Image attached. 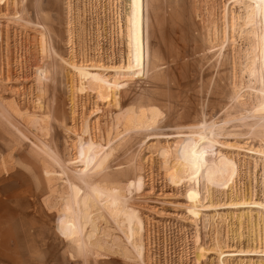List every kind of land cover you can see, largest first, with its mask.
Instances as JSON below:
<instances>
[{
  "label": "rangeland",
  "instance_id": "374dc122",
  "mask_svg": "<svg viewBox=\"0 0 264 264\" xmlns=\"http://www.w3.org/2000/svg\"><path fill=\"white\" fill-rule=\"evenodd\" d=\"M145 2L150 64L108 102L97 83L76 91L72 65L130 75L106 69L129 63V0H12L0 14V264H264L243 8ZM200 135L237 174L172 182L160 153Z\"/></svg>",
  "mask_w": 264,
  "mask_h": 264
},
{
  "label": "bare ground",
  "instance_id": "6f19581e",
  "mask_svg": "<svg viewBox=\"0 0 264 264\" xmlns=\"http://www.w3.org/2000/svg\"><path fill=\"white\" fill-rule=\"evenodd\" d=\"M107 1V0H105ZM12 0H0V14H7L10 10ZM113 0H111V4ZM235 3L243 8L244 16L242 17L245 29H250L249 33L251 37V57H249V63L247 64L246 71L249 77H251L252 84L258 85V88H254L250 84V89H256V99L259 101V106L263 112L260 115V119L257 124H264V0H235ZM110 4V0H109ZM110 4V5H111ZM147 3L145 0H129V12L126 16V26L122 23L121 18L117 16V34L119 36L124 35V27H126V35L129 40V63L121 67L106 68L111 71L126 72L130 75L116 76L114 80H106L104 77L98 74H93L90 71L91 65L81 64L72 65L80 78V86L76 88V91L81 93L85 91V82L97 83L98 87L104 89L107 87L109 95L106 98H102V101H111L113 97L118 95L121 91V85L118 84V80L123 78H132L135 75L140 76L144 71V67L150 63V53L148 48V36L146 30L148 29V16H147ZM241 20V17H236L235 22ZM235 26V23H234ZM46 44V42H45ZM105 90V89H104ZM90 92L97 94L95 90ZM243 95H238V99L242 100ZM208 140L203 136L199 138L190 139L178 145L171 151L167 148L160 153V156L168 159L169 162V176L172 182L176 183L182 179L188 183H198L200 178H207L208 181L218 178H232L237 174L236 165L218 155L217 152L212 151L209 146ZM264 155V153H263ZM188 198L196 203L198 199V193L194 190L189 191ZM264 206V204H263ZM195 213V212H194ZM198 215V213H195ZM70 238V236H64Z\"/></svg>",
  "mask_w": 264,
  "mask_h": 264
}]
</instances>
